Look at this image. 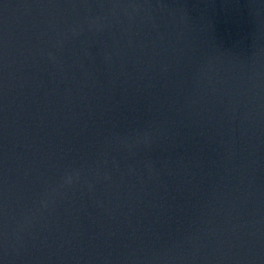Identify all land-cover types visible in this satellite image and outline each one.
Returning a JSON list of instances; mask_svg holds the SVG:
<instances>
[{"label":"water","instance_id":"1","mask_svg":"<svg viewBox=\"0 0 264 264\" xmlns=\"http://www.w3.org/2000/svg\"><path fill=\"white\" fill-rule=\"evenodd\" d=\"M0 264H264V0H0Z\"/></svg>","mask_w":264,"mask_h":264}]
</instances>
